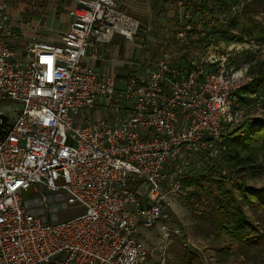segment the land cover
I'll list each match as a JSON object with an SVG mask.
<instances>
[{"label":"built area","instance_id":"1","mask_svg":"<svg viewBox=\"0 0 264 264\" xmlns=\"http://www.w3.org/2000/svg\"><path fill=\"white\" fill-rule=\"evenodd\" d=\"M127 1L72 0L60 41L32 43L18 55L0 0V264H144L138 226H157L164 240L181 236L166 193L181 189L195 154L219 160L224 138L247 119L238 93L264 58V44L254 39L184 65L166 52L134 62L120 87L113 74L97 72L87 56L91 37L132 41L141 31ZM251 1L236 0L208 26L229 25ZM193 31L186 24L176 37ZM241 53L250 59L233 65ZM100 100H122L130 112L115 107L76 120ZM75 208L82 212L57 219Z\"/></svg>","mask_w":264,"mask_h":264},{"label":"rangeland","instance_id":"2","mask_svg":"<svg viewBox=\"0 0 264 264\" xmlns=\"http://www.w3.org/2000/svg\"><path fill=\"white\" fill-rule=\"evenodd\" d=\"M177 1L136 0L133 7L138 14L129 11L140 25L141 31L138 32L135 39L143 41V45L146 46L145 50L154 59L166 52L172 55L174 62L184 65L192 59H199L210 49L214 54H222L226 52L227 44L236 40L232 39V35L238 36L241 33V27L247 23L248 18L253 17L256 22L264 24V17L259 20L260 13H264L260 7L253 9L249 7L246 11L244 8H240L236 30H231L229 25H226L223 26V29L228 30L226 32L221 30L222 32L203 36L199 32L200 28H203L200 16L192 12L199 5L200 0H182L183 7L177 6ZM209 6L213 9L212 15L221 11L216 0H210ZM187 22L194 28L193 36L178 39L176 33ZM51 43L53 42L51 41ZM261 43L264 44V42ZM244 60H248L245 53L231 57V63L236 66L243 63ZM8 105L17 106L13 102L8 103ZM242 110L246 118L262 119L264 117V103L262 101L259 107L251 105L243 107ZM98 118H100V114ZM219 162L218 159L195 154L191 157L190 167L182 172L181 178L205 175L208 170L218 166L217 163ZM222 171L227 174L226 170ZM212 179L215 181V177ZM247 182L248 185L255 188L264 187V176ZM209 185L210 183L204 182L203 190L198 195L193 194L195 191L193 186L183 188L182 184L179 191L166 193L173 223L181 229V236H170L164 240L157 226L147 229L138 226L137 238L148 251L144 264H198L196 260L186 258V251L193 253L201 264H264V253L252 252L253 254L244 256L235 245L231 246L225 255L215 249L219 242L225 245L230 244V239L222 237L215 240L213 236L206 234L207 232L198 222L200 214L209 211L215 205L216 200L222 197L221 193L216 190L215 184L210 185L211 188L208 189ZM227 189L230 190V186ZM235 191L236 195H239V192ZM244 208L250 215L248 209ZM81 212L82 210L77 208L68 209L57 213V219L64 221Z\"/></svg>","mask_w":264,"mask_h":264},{"label":"trees","instance_id":"3","mask_svg":"<svg viewBox=\"0 0 264 264\" xmlns=\"http://www.w3.org/2000/svg\"><path fill=\"white\" fill-rule=\"evenodd\" d=\"M209 1L200 0L199 5L192 11L193 14L200 16L201 26L204 28L203 36L222 32L221 30L228 31L223 27L208 26L213 12ZM216 1L221 11L236 2V0ZM249 7L251 9L260 7L264 10V0H252L244 7V10H248ZM247 20V23L241 27V33L238 36L232 35V39L246 38L264 42V24L256 22L253 17ZM229 27L231 30L238 28L237 18L230 22ZM246 56L249 60L250 55ZM250 72L253 75V82L238 93V102L241 107L251 106L258 100L264 103V58L256 61ZM223 143L226 150L222 152L218 166L208 170L205 175L193 178L183 177L181 184L183 188L193 186L195 188L193 194L198 195L203 190V183L208 182L212 186L215 184L216 190L221 193L222 197L216 200L215 205L198 217V222L207 235L213 236L215 240L222 237L230 239V244L225 245L220 242L217 244L218 247L215 249L218 252L221 251L225 255L231 246L235 245L244 256H249L253 254L252 252L263 254L264 187H252L247 181L264 176V117L262 119L247 118L241 125L232 129ZM222 170H226L227 174ZM210 185L208 189L211 188ZM228 186L230 190L227 189ZM235 190L239 192V195H236ZM244 207L248 209L250 215ZM186 254V258L194 259L201 264L193 253L186 251Z\"/></svg>","mask_w":264,"mask_h":264},{"label":"crops","instance_id":"4","mask_svg":"<svg viewBox=\"0 0 264 264\" xmlns=\"http://www.w3.org/2000/svg\"><path fill=\"white\" fill-rule=\"evenodd\" d=\"M5 11L9 15L14 28L15 38L11 40L18 55L32 43L56 44L68 30L69 12L74 6L72 0H2ZM136 0H128V11L138 14L133 4ZM129 12V13H130ZM56 37V38H55ZM51 41L53 43H51ZM143 41L124 40L115 35L110 42H100L96 38L89 39L87 56L92 57L97 72L113 74L116 86H123L132 73L134 62L145 59L155 60L145 50ZM119 108L120 115L130 112V107L122 100H100L94 109L84 111L76 116V120L90 121L100 114L104 116L109 109Z\"/></svg>","mask_w":264,"mask_h":264}]
</instances>
